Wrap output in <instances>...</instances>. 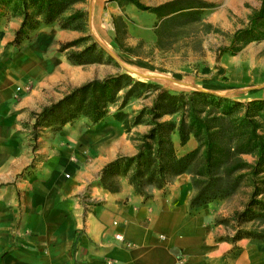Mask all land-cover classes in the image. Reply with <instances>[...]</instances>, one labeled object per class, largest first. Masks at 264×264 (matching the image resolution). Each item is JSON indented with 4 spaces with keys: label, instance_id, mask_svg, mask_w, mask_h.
Segmentation results:
<instances>
[{
    "label": "crops",
    "instance_id": "0c3cea01",
    "mask_svg": "<svg viewBox=\"0 0 264 264\" xmlns=\"http://www.w3.org/2000/svg\"><path fill=\"white\" fill-rule=\"evenodd\" d=\"M22 21L0 18V264H264V240L239 237L260 224L240 216L252 193L242 204L237 192L192 208L189 174L149 200L126 177L119 192L104 189V167L138 153L112 118L93 129L79 120L53 140L54 148H29L23 126L33 127L51 104L53 87L65 92L74 84L59 50L79 31L36 30L19 49L13 43ZM173 143L180 157L199 145L193 136L181 145L178 132Z\"/></svg>",
    "mask_w": 264,
    "mask_h": 264
},
{
    "label": "trees",
    "instance_id": "16d2710c",
    "mask_svg": "<svg viewBox=\"0 0 264 264\" xmlns=\"http://www.w3.org/2000/svg\"><path fill=\"white\" fill-rule=\"evenodd\" d=\"M126 1L161 18L171 14H175L173 18L188 16L196 9L207 7L200 0H174L154 8L145 7L138 0ZM260 1L261 6L250 17L248 26L235 33L236 40L248 44L264 39V0ZM86 2L87 0H0V18L12 16L23 20L13 43L22 49L25 42L32 41L29 34L39 30L42 25L57 23L62 30L84 31L88 13L78 6ZM86 40L84 37L65 43L59 51L67 52ZM228 51L225 49L224 53ZM103 53V49L93 44L82 51L70 52L67 59L74 65L99 63L103 61ZM130 63L136 69L151 72L158 70L141 59ZM220 71L223 73L224 70ZM175 77L181 79L178 74ZM203 84L208 91L226 89L211 80H205ZM139 88L153 89L156 92L152 106L147 109L150 129L138 140L137 155L119 157L104 167L100 176L101 186L110 192H119L121 183L113 178L123 174L136 192L149 200L153 198L155 190L166 188L179 175L189 174L196 190L191 207L198 208L232 197L237 193L240 183L244 179H250L253 192L246 210L240 216L247 221H259L260 224L257 225V232L240 231L239 237L250 236L264 240V103L232 102L208 92L188 94L163 91L154 83L137 82L127 74L110 75L74 87L62 99L44 107L35 115L34 133L41 127L63 128L80 118L89 120L94 126L112 118L123 126L126 124L123 114H115V120L109 116V108L120 99L122 106H125L139 95ZM121 91H125L123 97L119 96ZM256 92L257 90L252 91ZM174 114L181 115L180 121L163 120L164 116ZM141 123L138 118L134 124ZM176 132L179 133L181 145L187 144L193 136L199 144L198 148L185 156H178L173 143V134ZM244 155L254 156L256 161L247 162L241 158ZM195 158L200 161L199 168L196 163L191 166V161ZM200 178L202 179L199 180ZM200 184L203 188H200Z\"/></svg>",
    "mask_w": 264,
    "mask_h": 264
},
{
    "label": "rangeland",
    "instance_id": "374dc122",
    "mask_svg": "<svg viewBox=\"0 0 264 264\" xmlns=\"http://www.w3.org/2000/svg\"><path fill=\"white\" fill-rule=\"evenodd\" d=\"M138 1L145 7L154 8L174 0ZM200 1L207 7L196 9L188 16L176 18H173L175 14L158 17L126 0H87L86 3L79 4L78 8L88 13V22L86 29L79 31L78 39L86 37L87 40L63 53L67 58L70 52L82 51L95 44L104 51L103 61L74 65L67 59L65 63L67 67L64 69L69 72L74 84L65 92L61 90L63 88L61 85L53 87L48 103L56 102L59 94L64 96L72 88L93 79L125 74L137 82L154 83L163 91L188 94L204 92V81L211 80L214 84L226 88L222 91L208 92L217 97L243 104L253 101L264 103V39L246 44L234 38L236 32L248 26L250 17L259 10L261 1ZM51 27L61 29L60 25L55 23L50 26L42 25L37 31ZM225 49L229 51L224 53ZM52 51L54 53L55 49ZM138 59L150 63L158 70L151 72L136 69L130 62ZM221 69L224 70L223 73ZM177 74L181 76L180 80L176 79ZM33 87L27 93H31ZM253 90L257 92L252 93ZM138 92L139 95L125 106H122L120 99L109 108V116L114 119L118 112L123 114L126 124L121 125V128L137 146L138 140L150 129V115L147 109L152 106L156 95L153 89L139 88ZM124 94L125 91H121L119 96L123 97ZM40 109L42 107L35 110L38 112ZM138 118L142 123L135 125ZM180 119V114L166 115L163 118L164 121L177 122ZM79 120L83 122L82 129L96 127L83 118L67 128L41 127L35 133L32 126H23L25 133L29 134V148L33 152L43 148H54L53 140L65 132L69 133ZM241 158L251 163L256 161L251 155H244ZM197 160V158L192 160L191 166L196 163L199 168L200 161ZM192 168L197 170L196 167ZM124 177L120 174L113 179L121 183ZM171 179L174 180V177ZM200 188H203L201 184ZM252 191L250 179H244L236 191L239 195L234 200L242 204L249 200Z\"/></svg>",
    "mask_w": 264,
    "mask_h": 264
},
{
    "label": "built area",
    "instance_id": "2783aa9c",
    "mask_svg": "<svg viewBox=\"0 0 264 264\" xmlns=\"http://www.w3.org/2000/svg\"><path fill=\"white\" fill-rule=\"evenodd\" d=\"M21 90H22V87H19V88H18V91L20 92ZM116 238H117L118 240H122V241L124 240V236H123L122 234H117V235H116Z\"/></svg>",
    "mask_w": 264,
    "mask_h": 264
},
{
    "label": "water",
    "instance_id": "95a60500",
    "mask_svg": "<svg viewBox=\"0 0 264 264\" xmlns=\"http://www.w3.org/2000/svg\"><path fill=\"white\" fill-rule=\"evenodd\" d=\"M203 91H204V92H209L208 90H205V89H204Z\"/></svg>",
    "mask_w": 264,
    "mask_h": 264
}]
</instances>
